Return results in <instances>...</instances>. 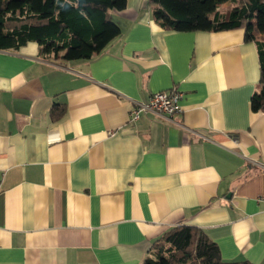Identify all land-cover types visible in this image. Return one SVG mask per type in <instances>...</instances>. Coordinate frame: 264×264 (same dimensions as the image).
<instances>
[{
  "label": "crops",
  "instance_id": "0c3cea01",
  "mask_svg": "<svg viewBox=\"0 0 264 264\" xmlns=\"http://www.w3.org/2000/svg\"><path fill=\"white\" fill-rule=\"evenodd\" d=\"M111 20L120 36L89 60L0 50V264H143L181 225L225 262L264 264L256 45L241 29L165 31L148 0ZM171 89L172 119H130Z\"/></svg>",
  "mask_w": 264,
  "mask_h": 264
},
{
  "label": "trees",
  "instance_id": "16d2710c",
  "mask_svg": "<svg viewBox=\"0 0 264 264\" xmlns=\"http://www.w3.org/2000/svg\"><path fill=\"white\" fill-rule=\"evenodd\" d=\"M165 31L180 33L244 30L257 47L260 86L250 99L252 113H264V0H148ZM226 5V6H225ZM225 6V7H224ZM126 0H0V50L38 46L43 59L89 60L120 36L112 12ZM143 264H251L225 262L218 246L198 228L175 226L152 244Z\"/></svg>",
  "mask_w": 264,
  "mask_h": 264
},
{
  "label": "built area",
  "instance_id": "2783aa9c",
  "mask_svg": "<svg viewBox=\"0 0 264 264\" xmlns=\"http://www.w3.org/2000/svg\"><path fill=\"white\" fill-rule=\"evenodd\" d=\"M183 95L177 89L160 91L152 94L147 103H137L130 112V119L136 121L141 114L152 113L159 117L172 119L180 111V101ZM259 201L264 203V197Z\"/></svg>",
  "mask_w": 264,
  "mask_h": 264
}]
</instances>
